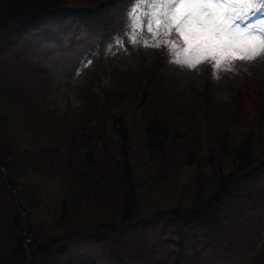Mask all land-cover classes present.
Wrapping results in <instances>:
<instances>
[{"label": "trees", "instance_id": "obj_1", "mask_svg": "<svg viewBox=\"0 0 264 264\" xmlns=\"http://www.w3.org/2000/svg\"><path fill=\"white\" fill-rule=\"evenodd\" d=\"M128 1L0 0V42L36 31L45 17L100 22L106 32L109 10ZM2 58L0 102L16 110L13 128L24 136H0V246L11 249L1 264H133L125 237L143 241L150 232L157 249L170 243L165 234L176 236L164 264L256 260L259 249L252 255L244 244L248 205L264 204L256 181L264 173L259 85H241L217 104L208 89L175 86L159 52L149 66L111 71L107 84L92 75L78 89L86 90L82 107L62 116L39 101L49 103L36 76ZM184 167L189 182H181ZM149 257L161 264L152 249Z\"/></svg>", "mask_w": 264, "mask_h": 264}, {"label": "rangeland", "instance_id": "obj_2", "mask_svg": "<svg viewBox=\"0 0 264 264\" xmlns=\"http://www.w3.org/2000/svg\"><path fill=\"white\" fill-rule=\"evenodd\" d=\"M128 2V5L116 9V12H113L115 9L109 10L110 23L108 22V24L110 27L106 32L100 22L90 26L85 22L71 20L59 22L57 19L45 17L41 21L42 26L36 31L19 33V38L16 41L14 35L9 33L1 40L0 58L3 57L1 62L6 63V59L15 60L21 66V71L32 73L40 83H43L44 93L42 95L46 94L50 104L37 98L38 110L41 111L44 108V105L38 100L46 102L51 106L50 111L56 110L62 116H65V110L74 107L80 109L85 100L83 93L86 90L78 92V89L85 86L92 75H98L100 82L107 84L111 71L117 73L119 70L127 71L141 66H149L154 63L155 56L159 52L166 54L167 64L164 72L175 86L180 88L190 86L195 89V93L203 91L204 88L208 89L209 95H213L211 97L217 104L228 100L244 84L259 85L255 87H260L264 91V59H258L250 65H242L238 72L222 71L220 67H217L216 76L220 77L219 79L213 76L212 65L215 61L211 59L203 61L196 69L183 68L180 64L175 63L174 61L182 60L188 54L179 51L182 40L178 37L173 38L177 36L174 30L166 31L163 20L159 25L155 21L148 25L152 30L151 39L145 42L147 45L159 43L161 47L131 44L126 39L122 45H114L113 38L117 35L123 36L125 33L126 10L129 8L131 0ZM51 23L56 26L53 31L48 27ZM162 33L164 34L162 35ZM165 43L175 53L171 58L164 47ZM16 52L19 61L16 59ZM201 59L203 60V58ZM86 61H90V63H86ZM221 64L223 65L224 61H221ZM31 93L38 97L40 95L35 87L31 89ZM15 113L16 110L12 108L9 101L0 102L2 118L0 136L3 141L6 139L21 141L22 133L20 132H24V130L21 128L17 131L13 128ZM189 174L190 167H184L181 171V182H189ZM256 181L259 186H264V173L259 175ZM192 186L191 183V189ZM13 193L12 190L11 195ZM140 195L144 198L142 191ZM262 196L263 199L260 203H264V192H262ZM15 199L16 197H14ZM4 204V202L0 203V208ZM247 212V223L250 224L252 234L247 246L244 244V247L253 250L252 255L255 250L259 249L256 260L252 259L248 264H264V204L258 207L249 204ZM153 237L154 234L151 232L149 237L143 241L125 237L126 243H128L126 246H128L131 255L136 256V259L132 260L133 264H150L149 251L151 249L154 256L157 257L156 261H161V264H164V260L167 262L172 260L175 253L172 244L176 241V236L165 234L163 240H169L170 243H164V247L159 249L152 246ZM10 251L11 249L5 244L0 246V264L4 260H11ZM206 256H210L208 249H206ZM105 260L102 261V264H105ZM214 260H220L219 256L217 255ZM53 261L52 259L49 263L52 264Z\"/></svg>", "mask_w": 264, "mask_h": 264}, {"label": "snow or ice", "instance_id": "obj_3", "mask_svg": "<svg viewBox=\"0 0 264 264\" xmlns=\"http://www.w3.org/2000/svg\"><path fill=\"white\" fill-rule=\"evenodd\" d=\"M163 20L166 31L174 30L182 40L179 51L188 55L174 61L183 68L196 69L209 59L216 69L238 72L242 65L264 59V0H131L126 10L125 33L113 38L114 45H147L153 21ZM164 33H162L163 35ZM169 56L175 55L167 43ZM203 58V60L201 59ZM224 61V64H221ZM90 63V61H86Z\"/></svg>", "mask_w": 264, "mask_h": 264}]
</instances>
